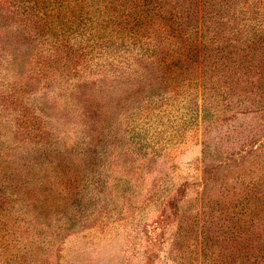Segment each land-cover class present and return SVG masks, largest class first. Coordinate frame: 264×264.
Listing matches in <instances>:
<instances>
[{
    "label": "rangeland",
    "instance_id": "obj_1",
    "mask_svg": "<svg viewBox=\"0 0 264 264\" xmlns=\"http://www.w3.org/2000/svg\"><path fill=\"white\" fill-rule=\"evenodd\" d=\"M131 6L0 0V264H221V217L261 171L264 79L129 56Z\"/></svg>",
    "mask_w": 264,
    "mask_h": 264
},
{
    "label": "trees",
    "instance_id": "obj_2",
    "mask_svg": "<svg viewBox=\"0 0 264 264\" xmlns=\"http://www.w3.org/2000/svg\"><path fill=\"white\" fill-rule=\"evenodd\" d=\"M131 1L132 6L122 9L118 21L129 40V56L156 63L170 73H192L187 79L197 84L202 82V69L208 68L221 71L224 82L229 81L224 84L231 89L247 88L255 77L264 79V0ZM255 56L261 68L251 73ZM14 63L13 58L9 68ZM141 68L144 73V65ZM243 79L248 81H240ZM48 141L47 146H52L51 139ZM261 157L260 173L234 190L237 202L228 207L230 214L221 217V264H264V155Z\"/></svg>",
    "mask_w": 264,
    "mask_h": 264
}]
</instances>
